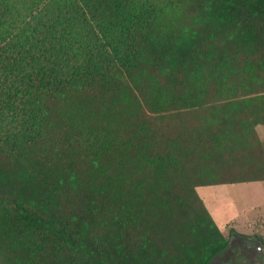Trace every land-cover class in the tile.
<instances>
[{"label":"trees","instance_id":"trees-1","mask_svg":"<svg viewBox=\"0 0 264 264\" xmlns=\"http://www.w3.org/2000/svg\"><path fill=\"white\" fill-rule=\"evenodd\" d=\"M259 126L264 0H0V264L264 250L197 191L264 182Z\"/></svg>","mask_w":264,"mask_h":264},{"label":"rangeland","instance_id":"rangeland-1","mask_svg":"<svg viewBox=\"0 0 264 264\" xmlns=\"http://www.w3.org/2000/svg\"><path fill=\"white\" fill-rule=\"evenodd\" d=\"M257 130L264 148V126ZM197 191L226 238L232 228L248 237L264 238V182L199 187ZM245 244L241 253L239 244L230 239L229 251L215 264H264V250L258 243H251L250 248Z\"/></svg>","mask_w":264,"mask_h":264}]
</instances>
